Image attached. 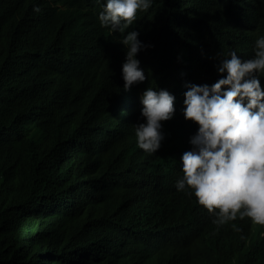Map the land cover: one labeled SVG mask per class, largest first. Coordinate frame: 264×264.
Instances as JSON below:
<instances>
[{"label":"trees","instance_id":"16d2710c","mask_svg":"<svg viewBox=\"0 0 264 264\" xmlns=\"http://www.w3.org/2000/svg\"><path fill=\"white\" fill-rule=\"evenodd\" d=\"M105 3L0 0V264H264L260 227L215 229L175 187L185 85L251 51L264 0H152L124 32L100 25ZM129 31L147 78L126 91ZM148 87L175 97L151 155L132 128Z\"/></svg>","mask_w":264,"mask_h":264},{"label":"clouds","instance_id":"9594fccd","mask_svg":"<svg viewBox=\"0 0 264 264\" xmlns=\"http://www.w3.org/2000/svg\"><path fill=\"white\" fill-rule=\"evenodd\" d=\"M151 3L106 0L100 25L124 32L138 10L146 12ZM138 35L129 31L120 42L125 49L121 71L126 91L147 78L136 58L147 47ZM217 71L222 78L212 85H185L183 115L197 126L183 131V176L175 187L196 198L197 208L205 210L213 228L246 235L260 227L264 235V34L255 38L250 52H229ZM174 102L167 90H144L140 98L144 122L138 124L139 116L132 122L139 149L151 155L161 147V122L173 118Z\"/></svg>","mask_w":264,"mask_h":264},{"label":"bare ground","instance_id":"6f19581e","mask_svg":"<svg viewBox=\"0 0 264 264\" xmlns=\"http://www.w3.org/2000/svg\"><path fill=\"white\" fill-rule=\"evenodd\" d=\"M41 45V44H40ZM57 46V45H56ZM45 49V48H44Z\"/></svg>","mask_w":264,"mask_h":264}]
</instances>
